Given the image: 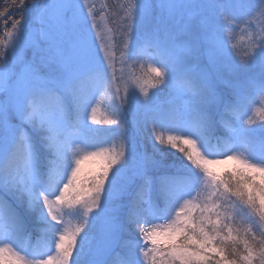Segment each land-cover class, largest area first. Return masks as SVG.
<instances>
[{
    "label": "snow or ice",
    "instance_id": "6c2138e0",
    "mask_svg": "<svg viewBox=\"0 0 264 264\" xmlns=\"http://www.w3.org/2000/svg\"><path fill=\"white\" fill-rule=\"evenodd\" d=\"M13 6L0 264H264V124L247 118L264 103V0H127L112 28L91 0Z\"/></svg>",
    "mask_w": 264,
    "mask_h": 264
},
{
    "label": "rangeland",
    "instance_id": "374dc122",
    "mask_svg": "<svg viewBox=\"0 0 264 264\" xmlns=\"http://www.w3.org/2000/svg\"><path fill=\"white\" fill-rule=\"evenodd\" d=\"M4 0H0V10H3L5 12H8L9 15L4 17V19H8L9 20V27H10V21L13 17L19 18L20 15V9L17 10H13L10 11L9 9L5 8V5L2 4ZM27 2L30 4L31 0H27ZM55 2V0H54ZM91 2L94 4V6L97 9V20L99 25L103 28L105 25L108 28H112L113 24H112V12L116 11L117 8L116 6L126 3L127 0H91ZM255 2V0H254ZM4 27L3 24H0V30H2ZM238 32V31H237ZM237 32L232 34L233 37V41L237 35ZM119 69H120V65L119 63H117V74H119ZM135 76L140 77L143 76V74H140L138 71V68L134 70ZM127 75V73H125ZM137 92H139V88L136 89ZM150 91H155V89H152ZM161 98H168L170 99L167 102L170 101H178L175 102L176 104L181 103L179 96L175 95L174 93L170 94L168 90H166L162 95ZM99 99V98H98ZM105 107H107L108 109V102L107 100H100L99 101V107H98V111H97V118L104 120L105 118V113H103V109H105ZM125 119L127 121V131L128 134L130 136H136L137 139H140V135L138 133L137 130V126L134 123V117L131 114H126ZM260 124H264L263 122H253L252 125H250L249 127H259ZM111 127H115V126H111ZM104 146H108L107 144H105ZM112 147H118L119 146V142L118 141H114L113 144L111 145Z\"/></svg>",
    "mask_w": 264,
    "mask_h": 264
},
{
    "label": "trees",
    "instance_id": "16d2710c",
    "mask_svg": "<svg viewBox=\"0 0 264 264\" xmlns=\"http://www.w3.org/2000/svg\"><path fill=\"white\" fill-rule=\"evenodd\" d=\"M2 4L5 5V8L9 9L10 11L18 9L17 7L13 6V0H4L2 2ZM233 42L236 44V50H235L236 55H235L234 58L242 59L243 58V53L245 51L251 52V49L248 47V45H249V37L244 35L242 32H240V31L237 32V35H236V37H235ZM138 71H139L140 74H143L141 69L138 68ZM169 100L170 99H168V98H161V101L163 103H165V104L169 103V102H167ZM174 102H178V101H174ZM103 113H105V118L104 119L109 118L110 115H111V110L109 108L107 109V107H105V109H103ZM261 113H264V103H260V104L255 105L252 108V110H251L250 116H248L247 118L248 119H252L253 122H255V121L256 122H263L264 121V116H262ZM230 126H231V121L226 119L224 121V123L221 124L217 134L218 135L224 134ZM100 127H109V126L101 125ZM163 134L165 136L168 135V133L166 131ZM32 242L33 243L35 242V235H33V237H32Z\"/></svg>",
    "mask_w": 264,
    "mask_h": 264
}]
</instances>
